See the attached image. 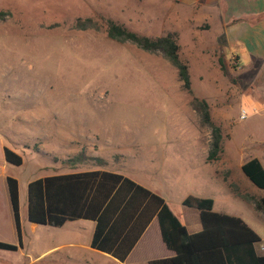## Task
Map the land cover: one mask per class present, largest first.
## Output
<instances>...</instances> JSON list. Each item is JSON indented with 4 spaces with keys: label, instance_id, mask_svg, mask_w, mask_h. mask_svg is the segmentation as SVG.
I'll return each mask as SVG.
<instances>
[{
    "label": "rangeland",
    "instance_id": "374dc122",
    "mask_svg": "<svg viewBox=\"0 0 264 264\" xmlns=\"http://www.w3.org/2000/svg\"><path fill=\"white\" fill-rule=\"evenodd\" d=\"M157 2L0 0V9L8 11L0 20V96L6 103L18 92L19 113L28 112L29 124L33 122L37 133L34 142L19 149L21 166L4 164L5 171L19 179L21 196L24 181L37 173L38 166L61 158L60 133L66 135L68 160L89 157L91 147L97 145L130 142L133 165H139V152L150 158L155 169L150 181L176 214L187 195L211 198L214 208L227 214L253 213L245 202L229 194L221 179L237 181L243 175L237 165L240 147L264 137V133L252 132L259 112L252 111L243 99L260 95L264 71L256 77V71L246 67L238 76L232 60L224 62L222 49L227 48H222L220 36L213 37L203 26L197 30L182 26L174 38L179 56L187 63V92L160 52L107 37V18L148 37L171 32L179 22L171 20L172 12L162 23L156 19ZM85 17H91L97 28L74 27L76 18ZM191 96L207 101L222 133L225 154L208 162L210 178L200 173L190 154L175 148L177 141H195L201 147L209 141V129L200 124L189 104ZM27 97L29 105L23 107ZM31 107L36 110L34 120ZM240 109L247 112L244 119L238 118ZM242 190L251 194L248 188ZM19 209L23 218L21 201L18 216ZM256 231L261 236L258 246L264 238L263 227ZM97 264L115 262L99 257Z\"/></svg>",
    "mask_w": 264,
    "mask_h": 264
},
{
    "label": "crops",
    "instance_id": "0c3cea01",
    "mask_svg": "<svg viewBox=\"0 0 264 264\" xmlns=\"http://www.w3.org/2000/svg\"><path fill=\"white\" fill-rule=\"evenodd\" d=\"M157 4L156 19L159 17L162 23L163 18L169 12H172L171 20L179 22L177 26H174L171 33L177 35L182 26L194 30L203 26L204 29L211 30L213 37L220 36L222 48H227V51L222 49L224 62L227 64L229 59L232 60L234 72L238 76L241 75L242 68L246 67L253 68L256 71V77H259L260 71H264V0H158ZM184 12H186V15L183 14ZM218 60L221 61L220 64L223 67L222 60ZM241 62L243 63L240 64ZM2 73L1 64L0 74ZM262 80H264V77ZM243 99L245 103L250 104L252 111L259 112V118L252 126V132L264 133V89L256 97L249 98L244 96ZM28 105L27 97L23 99L22 106ZM19 110L18 92L13 99L6 103H3L0 96V145L13 150L17 154L19 149L26 148L25 146L29 142H34L37 134L33 122L29 124L28 112L20 114ZM30 113L32 120H34L36 115L34 107L30 108ZM21 116L22 118L20 119ZM41 137L45 140L44 136ZM58 138L63 142L59 146L61 158L58 159L57 163L49 159L46 165L38 166L36 169L37 173L24 181L22 186L24 193L22 196L19 179L17 176L5 171L4 164H7V162L0 159V241L17 245L14 250L0 248V264H97L99 257L107 258L115 262V264H148L150 259L172 256L173 252L167 249L161 241L155 217L151 218L123 261H118L109 254L90 246L95 223L92 219L81 217L66 219L60 225L39 224L27 219V183L47 176L92 170L108 171L128 177L162 197V194L150 181L155 175V169L151 167L150 158H145V156H142L143 153L139 152L137 157L139 165L134 166L129 157L130 142L122 141L119 145L113 146L103 143L105 145H97L96 148L91 147L89 157H85L83 160H68L66 157V135L62 136L59 133ZM175 144V148L183 149L181 153H188L191 159L196 160V165L199 166L200 173L204 177H212L210 165L205 160L206 146H198L199 143L195 141H177ZM240 150L242 155L237 162L239 168L246 159L256 158L264 170V137L254 138L250 146L242 145ZM243 151L246 152L243 153ZM221 153L225 154L223 147ZM227 158L230 162L229 166H232L234 162L228 156ZM96 159H99L101 163L97 162ZM21 164H23V160ZM21 164L17 166H21ZM7 176L16 179L18 206L20 201L23 204V218L19 209V238L16 233L6 187L5 179ZM221 181L225 183L229 194L245 202L251 212H253L245 213L240 211L237 214L229 215L242 219L260 239L261 236L256 231V227H263L264 233L261 213L253 208L252 203L238 197L228 186L227 182L234 183L240 192H244L242 190L243 187L248 188L251 194L256 196L263 194L264 190L256 188L244 175H239L237 181L229 179L227 182L224 179H221ZM58 187L59 185H54L50 189V195H55L56 192L61 194L62 191ZM51 197L53 206H62L63 199L59 198V196L57 198L55 196ZM56 200L57 204L55 203ZM164 201L185 226L188 233H194L201 229L196 209L180 203V210L176 214L168 202L165 199ZM71 209H74V205L71 206ZM212 210L225 213L222 210L215 209L213 201ZM18 240L20 245H18ZM256 243L254 244V251L256 254H261ZM87 261H90V263Z\"/></svg>",
    "mask_w": 264,
    "mask_h": 264
},
{
    "label": "trees",
    "instance_id": "16d2710c",
    "mask_svg": "<svg viewBox=\"0 0 264 264\" xmlns=\"http://www.w3.org/2000/svg\"><path fill=\"white\" fill-rule=\"evenodd\" d=\"M7 15L8 11L0 9V20ZM95 24L91 17H85L76 18L73 25L84 29L97 28ZM104 30L107 37L116 41L130 42L147 52H160L175 68L182 88L190 92L187 63L179 56L174 33L148 37L129 31L109 18L104 20ZM189 104L200 124L209 129L205 160H217L222 152L221 129L212 120L207 101L191 96ZM0 159L15 166L22 161L20 155L1 145ZM240 170L250 183L264 190V170L256 158L246 159ZM5 181L19 238L17 182L10 176ZM227 183L238 197L252 203L261 213L264 224V193L254 196L240 192L234 183ZM54 185H59L61 194L50 195ZM51 196L63 199L62 206H53ZM26 200L27 219L35 223L60 225L66 219L80 217L94 220L90 246L118 261L124 260L155 217L161 241L173 255L150 259L148 264H264V255L254 251V244L259 240L257 234L239 217L213 211L212 200L208 197L187 195L181 200L182 205L198 211L201 229L194 233L187 232L161 196L128 177L108 171L92 170L34 179L27 183ZM0 248L14 250L17 245L0 241Z\"/></svg>",
    "mask_w": 264,
    "mask_h": 264
},
{
    "label": "built area",
    "instance_id": "2783aa9c",
    "mask_svg": "<svg viewBox=\"0 0 264 264\" xmlns=\"http://www.w3.org/2000/svg\"><path fill=\"white\" fill-rule=\"evenodd\" d=\"M246 116L247 112L244 109H240L238 118L244 119ZM258 250L262 255H264V240L260 241V243L258 244Z\"/></svg>",
    "mask_w": 264,
    "mask_h": 264
}]
</instances>
